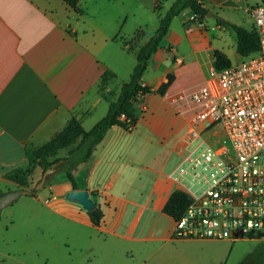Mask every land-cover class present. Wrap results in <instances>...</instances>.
Here are the masks:
<instances>
[{"label":"crops","instance_id":"obj_1","mask_svg":"<svg viewBox=\"0 0 264 264\" xmlns=\"http://www.w3.org/2000/svg\"><path fill=\"white\" fill-rule=\"evenodd\" d=\"M109 3L102 0L97 9ZM79 7L77 13L62 0H0V185L10 182L6 173L26 166L30 149L53 139L73 117L87 131L105 117L116 100L112 81L122 75L124 84L137 63L136 53L123 40L141 29L135 28L130 38L121 34L125 11L106 31L84 14V0ZM189 15L186 9L177 16L184 35L170 26L141 81L156 90L173 73L166 94L145 95L148 109L135 128L113 126L76 172L78 190L97 193L92 198L104 213L100 226L93 225L82 206L65 198L74 191L66 176L46 185L49 196L32 197L51 216L89 231L90 255L80 264H264V238L176 239L175 219L164 213L179 190L168 174L187 152L190 124V113H177L170 95L202 86L215 50L232 64L238 62L227 50L210 47L212 57L202 63V37L199 44L194 40L202 27L195 22L188 31L183 22ZM184 41L190 44L189 54L179 49ZM106 70L115 77L102 83ZM69 149L60 150L56 158L66 157ZM9 253L0 250V256Z\"/></svg>","mask_w":264,"mask_h":264},{"label":"built area","instance_id":"obj_2","mask_svg":"<svg viewBox=\"0 0 264 264\" xmlns=\"http://www.w3.org/2000/svg\"><path fill=\"white\" fill-rule=\"evenodd\" d=\"M246 12L260 49L223 69L211 64L202 86L169 98L177 113H190L187 152L168 174L190 199L184 214L175 219L176 239L264 238L263 1ZM195 22L192 14L183 25L191 31ZM135 104L141 114L148 109L144 95ZM127 125L128 131L135 128L130 120Z\"/></svg>","mask_w":264,"mask_h":264},{"label":"rangeland","instance_id":"obj_3","mask_svg":"<svg viewBox=\"0 0 264 264\" xmlns=\"http://www.w3.org/2000/svg\"><path fill=\"white\" fill-rule=\"evenodd\" d=\"M175 1L110 0L109 5L99 11L97 5H100L102 0H84V14L97 26L108 31L118 16L125 11L127 18L123 21L126 23L121 34L130 38L133 30L139 28L145 33V36L137 41L132 38L124 39L123 42L128 46L137 42V45L140 46L147 40L146 36L149 38L155 34L159 26V17L164 16ZM261 1L202 0L204 7L213 13V16L206 15L202 19L197 17V22L202 24V34L194 40L196 44H199V39L202 37V63L204 60L211 59L213 53L207 50L210 47L227 50L233 61L239 62L236 33L227 25L217 28L218 22L226 20L230 24L253 29L254 22L246 10L260 4ZM181 20V17L174 18L171 26L176 32L184 35ZM179 49L181 53L189 54L191 50L189 42H182ZM203 67L206 71V66ZM122 80L124 78L121 75L111 83V87L114 89L113 99L117 100L120 95V85L124 82ZM217 130L221 131L222 127L218 125ZM31 151L32 149L29 153V162L23 167L27 170L26 180L29 187L22 188L29 191L35 188L43 174L42 168L32 162ZM59 167L56 172L50 175L46 184H50L49 179L52 176L53 179L66 176L63 170H59ZM46 187L45 185L36 191V195H48ZM17 188L21 187L12 181L0 185L1 192ZM88 235L89 231L86 229L80 226L76 227L72 222L63 218L51 216L47 208L33 200L32 196H22L12 206L4 209L0 218V250L4 252L9 250L10 252L8 257L0 256V264H80L82 259L84 260L90 255L87 253L86 244L89 242ZM53 244H57L58 248L55 249Z\"/></svg>","mask_w":264,"mask_h":264},{"label":"trees","instance_id":"obj_4","mask_svg":"<svg viewBox=\"0 0 264 264\" xmlns=\"http://www.w3.org/2000/svg\"><path fill=\"white\" fill-rule=\"evenodd\" d=\"M75 12L80 13V0H62ZM264 3V0H262ZM186 9H190L192 14L202 19L208 15L209 10L206 9L199 0H176L164 16L159 17V26L155 34L149 37L142 45H137V42L132 46H128L123 42V46L129 51L136 53L137 63L127 82L122 85L121 92L117 100L111 101L109 110L105 117L98 121L90 130H85L81 122L73 117L57 136L45 143L44 145L31 151L32 162L38 164L43 172L52 166L55 162L62 161L59 170H63L67 179L72 183L74 190H78L76 172L78 168L88 162L95 152L97 146L104 140L107 132L113 126L128 127L127 120L132 121L135 125L138 123L141 112L136 107V101L139 95L159 94L165 95L172 85L175 76L169 73L167 81L154 90L151 87L143 86L141 81L145 75L153 55L161 48L162 42L167 36L173 19L179 16ZM220 25H227L234 30L237 37V52L240 56H247L257 52L260 49L259 36L255 28L246 29L243 26L230 24L226 20H219ZM145 36L141 30L136 31L134 38L139 40ZM116 40V39H114ZM213 65L217 69H223L232 65L228 56L220 50L214 51ZM115 74L111 71H105L102 75V83H105L109 78H114ZM125 116L123 120L120 117ZM70 148L68 154L63 158H56L58 152L62 149ZM50 158H54L50 160ZM27 170L23 168L14 169L5 174V178L18 184L21 188L29 187L26 180ZM53 180V176L49 181ZM48 184V183H47ZM46 184V185H47ZM2 192L0 191V194ZM96 192H92V196H96ZM30 196L35 197L36 192L30 190ZM190 203V199L184 193L177 191L168 200L164 207V213L173 217L180 218ZM94 226H100L104 218V213L100 206L96 204L93 213H89Z\"/></svg>","mask_w":264,"mask_h":264},{"label":"water","instance_id":"obj_5","mask_svg":"<svg viewBox=\"0 0 264 264\" xmlns=\"http://www.w3.org/2000/svg\"><path fill=\"white\" fill-rule=\"evenodd\" d=\"M208 16H213V13L209 12ZM61 163L62 161L55 162L50 168L43 172L41 179L34 188L35 192L45 187L46 181L48 180L51 174L56 172ZM29 194L30 191L24 188H17L9 190L7 192H2L0 194V218L4 209L12 206L22 196H27ZM65 198L71 203L82 206L86 211H88V213H93L96 207V203L94 202L92 195L86 190H74L68 192Z\"/></svg>","mask_w":264,"mask_h":264}]
</instances>
